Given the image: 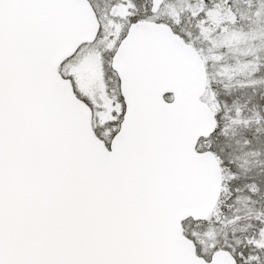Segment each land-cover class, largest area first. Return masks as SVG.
<instances>
[{"label":"snow or ice","instance_id":"1","mask_svg":"<svg viewBox=\"0 0 264 264\" xmlns=\"http://www.w3.org/2000/svg\"><path fill=\"white\" fill-rule=\"evenodd\" d=\"M0 264H264V0H0Z\"/></svg>","mask_w":264,"mask_h":264}]
</instances>
